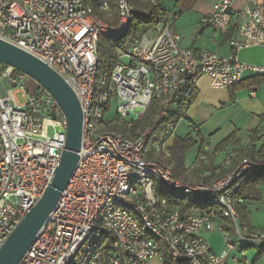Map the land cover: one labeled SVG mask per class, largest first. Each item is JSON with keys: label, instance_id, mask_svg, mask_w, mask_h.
Wrapping results in <instances>:
<instances>
[{"label": "built area", "instance_id": "obj_1", "mask_svg": "<svg viewBox=\"0 0 264 264\" xmlns=\"http://www.w3.org/2000/svg\"><path fill=\"white\" fill-rule=\"evenodd\" d=\"M234 1L221 0L201 20L203 27L229 36L230 58L184 49L173 14L167 23L147 26L121 50L113 68L100 74V40L119 39L130 30L138 16L133 0H118L116 26L98 17L87 0H0V39L62 76L84 115L77 169L19 264H150L155 259L167 264L166 253L169 264H249L247 251L264 244V230L239 223L238 207L245 202L239 192L251 176L264 177V157L251 153L249 144L224 154L205 145L191 169L212 168L191 182L178 180L158 160L161 151L169 150L181 108L188 107L185 98L202 78L213 89L229 90L248 71L264 74L263 66L236 56L264 46V5L241 0L248 6L237 10ZM142 2L158 5L157 0ZM98 10L110 15L108 0H101ZM113 102L128 130L152 104L157 110L130 139L105 124ZM66 130L55 98L26 74L0 63V250L51 183ZM182 204L205 210L185 211ZM215 230L224 236L221 253L207 239Z\"/></svg>", "mask_w": 264, "mask_h": 264}, {"label": "crops", "instance_id": "obj_2", "mask_svg": "<svg viewBox=\"0 0 264 264\" xmlns=\"http://www.w3.org/2000/svg\"><path fill=\"white\" fill-rule=\"evenodd\" d=\"M220 1L198 0L192 10L174 21L173 29L179 36L180 44L184 49L195 52L209 50L218 53L223 58L232 56L233 53L228 43L229 36L216 32L212 28L203 27L201 24L202 18L213 14L215 6ZM176 2L177 0H174L172 6L176 5ZM259 2L264 5V0H259ZM246 6L248 4L241 0L233 2V8L237 10H242ZM170 12L175 14L177 9ZM111 24L113 25V22ZM236 56L244 63L264 67V46L242 49L237 52ZM181 114H183L181 120L184 121L179 120L174 133L181 124H184L182 132L186 136L182 138L173 133L166 147L170 151L178 139L190 138L196 142V145L190 150H195L190 162H187L190 151L186 153L184 168L187 165L189 166L186 169L192 167L197 156L203 150V144L216 148L222 154L234 149H242L246 144H249L252 151L258 152L264 157V74L248 71L244 74L241 84L229 90L213 89L209 79L202 78L196 87L193 102L183 112L181 111ZM229 138L231 141L226 145L223 144ZM208 168H212V166ZM208 168L206 167V170ZM195 175L196 177L191 178L193 181L198 180L196 178L199 177V174ZM263 187L259 186L258 188L261 200H245L241 205L247 216V223H243L239 218L240 224L247 225L252 229L264 230ZM207 239L211 248L216 253L219 252L220 244L218 242L223 240L221 233L215 230L207 235ZM263 245L248 249L246 258L249 264H264V256L254 263L258 250ZM150 264H160V261L155 259Z\"/></svg>", "mask_w": 264, "mask_h": 264}, {"label": "water", "instance_id": "obj_3", "mask_svg": "<svg viewBox=\"0 0 264 264\" xmlns=\"http://www.w3.org/2000/svg\"><path fill=\"white\" fill-rule=\"evenodd\" d=\"M0 63L15 68L40 84L55 98L67 120L65 150L51 183L0 250V264H19L56 209L77 169L83 142L84 115L74 90L39 58L0 39Z\"/></svg>", "mask_w": 264, "mask_h": 264}, {"label": "trees", "instance_id": "obj_4", "mask_svg": "<svg viewBox=\"0 0 264 264\" xmlns=\"http://www.w3.org/2000/svg\"><path fill=\"white\" fill-rule=\"evenodd\" d=\"M87 1H91L95 5V8H97L95 13L103 18V14L98 10L101 4V0H87ZM157 1H158V5L154 7L150 4L143 3L142 0H133V4L135 5L138 11V16L136 20L133 22L130 30L123 37L119 39H109L106 37L108 41L107 46L101 47L102 45H100V50H101L100 56L102 60L99 63V70L102 64H105V71L112 69L113 66L115 65L118 53L114 49L115 47L114 44L117 45L121 50H125L133 41L138 39V37L142 34V32L147 26L156 25L158 23H167L169 21L170 17L173 14L162 7L161 3L163 0H157ZM197 1L198 0H177L175 6L177 12L174 15L179 17L184 13L192 10L196 5ZM108 2L111 8L113 9L117 8V13L115 15L113 22V25L116 26L118 24V0H108ZM112 43L114 44L112 45ZM194 93L195 91L189 97L185 98V104H187V106L193 102ZM185 108L186 107L183 106L181 108V111L183 112ZM156 110H157L156 104H152L149 107L147 113L144 115V117L136 121L132 125L130 130L126 129L124 125L121 126L110 125V129L122 134L127 138L135 139L137 138L138 133L142 131L150 122V120L156 113ZM230 141L231 140L229 138L223 144L226 145ZM195 145L196 142H194L190 138L185 140H180V139L176 140L174 146L170 149L172 159L178 165L183 166L185 162L186 153L189 152ZM204 145L205 144L202 145V148L204 147ZM251 153H254V151L251 150ZM262 183H264V177L259 179L254 178V180L252 179L246 181L245 183H243V186L239 192V196H242L247 201L261 200V194L258 190V186H260ZM182 205L185 211H191L195 209L205 210V208L201 206H195L190 204H182ZM238 217L243 223H247V216L244 212V209L241 206L238 207ZM227 226H229V224H227ZM165 256H166V263L167 264L172 263L169 254L166 253ZM263 256H264V245L261 246L260 249L258 250V254L254 259V263H256Z\"/></svg>", "mask_w": 264, "mask_h": 264}, {"label": "rangeland", "instance_id": "obj_5", "mask_svg": "<svg viewBox=\"0 0 264 264\" xmlns=\"http://www.w3.org/2000/svg\"><path fill=\"white\" fill-rule=\"evenodd\" d=\"M173 1L174 0H163L162 1V3H161V5H162V7L165 9V10H167V11H173V10H175V6L176 5H174V6H172V4H173ZM176 4V3H175ZM116 13H117V8H115V9H113V8H111V13H110V15H107V16H105V14H103V19L104 20H106V21H109L110 23L111 22H114V18H115V15H116ZM172 13V12H171ZM98 17H101L100 15H98ZM174 23V22H173ZM107 43H108V41H107V39H106V37H102L101 38V40H100V45H102L101 47H106L107 46ZM114 43H112V45H113ZM114 49L116 50V52L118 53V54H120L122 51H121V49L117 46V45H115L114 44ZM101 57V56H100ZM104 71H105V64H102L101 65V68H100V74H103L104 73ZM19 99H20V101H21V97L19 96ZM176 110V107H174L173 108V111H175ZM180 120H181V118H180ZM181 121H184V120H181ZM185 123V122H184ZM105 124L108 126V127H110V125H112V126H114V125H117V126H121V125H123L119 120H118V118H117V116H116V102H113L112 103V106H111V108H110V110L107 112V114H106V117H105ZM109 124V125H108ZM184 124H181V126H179L178 127V129L176 130V132L174 133L175 134V136L177 135V136H180V137H185L186 136V134H184L183 132H182V130H183V126ZM159 133H157V135H158ZM153 143H154V140L152 141V143H151V145H150V148H152V146H153ZM155 152V151H154ZM154 152L151 154L150 153V155H149V157L150 156H153L154 155ZM195 153V150L194 151H190L189 152V154H188V160H187V162H190L191 161V158H192V155ZM190 159V160H189ZM158 160H160V161H162L164 164H166L167 166H169V167H171V169H172V173H173V175L178 179V180H181V181H183V182H191V181H193L191 178H193V177H196V175L195 174H199V177H200V174H203L202 172H204V171H206V168L205 167H203V168H201V169H199V170H192L191 168L190 169H186V168H188V166L189 165H187L186 166V164H185V166H186V168H184V166H180V165H178L173 159H172V157H171V153H170V151L169 150H166V148H165V151H161V153H160V155H159V157H158ZM190 164V163H189ZM186 169V170H185ZM199 177L198 178H196V179H198L199 181L201 180V179H199ZM254 178L255 179H259V178H262L261 176H259L258 174H256V175H253L249 180H254ZM191 180V181H190ZM197 180V181H198ZM248 180V181H249ZM260 186H264V183H262ZM258 188H259V186H258ZM259 190V189H258ZM263 195H264V187H263ZM261 207H263V206H261ZM222 235V237H223V240L222 241H220V243L218 242V244H220V249H219V252H217V253H221L223 250H224V248H225V240H224V236H223V234H221ZM231 238V242L232 243H235L236 241L234 240V238H233V236H230ZM235 244H237V246H238V248H242V245L240 244V243H238V242H236ZM254 251V250H253ZM257 253V252H256Z\"/></svg>", "mask_w": 264, "mask_h": 264}]
</instances>
